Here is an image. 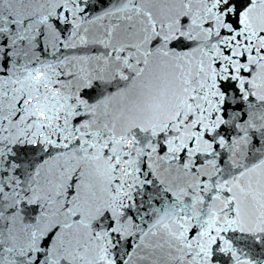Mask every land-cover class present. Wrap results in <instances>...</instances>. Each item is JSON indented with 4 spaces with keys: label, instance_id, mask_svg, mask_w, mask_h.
<instances>
[{
    "label": "snow or ice",
    "instance_id": "obj_1",
    "mask_svg": "<svg viewBox=\"0 0 264 264\" xmlns=\"http://www.w3.org/2000/svg\"><path fill=\"white\" fill-rule=\"evenodd\" d=\"M0 264H264V0H0Z\"/></svg>",
    "mask_w": 264,
    "mask_h": 264
}]
</instances>
